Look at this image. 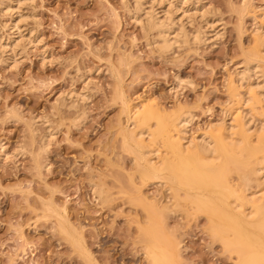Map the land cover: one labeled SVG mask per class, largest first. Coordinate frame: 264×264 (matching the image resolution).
I'll use <instances>...</instances> for the list:
<instances>
[{"label":"rangeland","instance_id":"1","mask_svg":"<svg viewBox=\"0 0 264 264\" xmlns=\"http://www.w3.org/2000/svg\"><path fill=\"white\" fill-rule=\"evenodd\" d=\"M263 13L264 0H0V264H264V242L212 227L173 158L147 168L136 136L151 124L165 149L163 125L130 110L156 99L192 115L191 138L231 122L238 72L264 64ZM251 106L264 116V91ZM255 160L213 181L237 185Z\"/></svg>","mask_w":264,"mask_h":264},{"label":"bare ground","instance_id":"2","mask_svg":"<svg viewBox=\"0 0 264 264\" xmlns=\"http://www.w3.org/2000/svg\"><path fill=\"white\" fill-rule=\"evenodd\" d=\"M8 8L12 9L10 5ZM253 16L254 18L256 17L255 15ZM157 18L155 17L154 20L150 21H155L154 24H152L153 22L151 23L152 25H150V28L158 26L157 29L159 33L162 32L160 33L161 35H159L162 41L160 44H162L161 46L163 48H169L173 45V42L176 41L170 39V28L167 27V25H162L165 24L164 22L158 25L160 22ZM261 19L262 21L254 33H256V38L260 45L258 52H261L260 54L264 56V13L261 15ZM159 26L162 31H160ZM216 35H218V33ZM261 46L263 47L262 49ZM260 58L263 59L262 57ZM234 80H231L233 84L236 83ZM237 80V82H239L238 90H244L238 92L234 89L236 92L233 91L238 97L239 105L235 109L236 113L234 112V114H232L234 116L231 122H223L220 125L208 124L197 138H191L188 134V124L191 122V118L193 119L192 115L185 113L182 115L178 114V116H174V113L170 115L168 111V113H166L163 107L162 109L161 106L159 107V105L154 102L156 99H154V101L151 100V102L144 99L141 101L140 106L135 105V107L133 106V110H130L133 111L132 113L136 117V120L143 122L145 127L151 123L150 121L152 119H157L158 122L161 121L160 124L163 125L161 132L166 143L165 149H162L163 151L151 140V136L154 134L153 130H155L152 128L151 124L148 125L150 127L147 126V131H145L146 129L143 127L145 129H143L144 131H140L139 133L136 132L139 134L136 136L137 139L142 142L139 149H141L140 152H142L143 158L145 159L143 160L146 161L148 165L147 168H149V170L151 169V171L153 170L154 173H157L156 171L159 169V172L163 171L161 167L166 164L168 159L173 158L176 161L174 165H172L174 169L171 170V174H169V172H165V174L168 173L172 175L175 182H177L176 185L179 186L180 184V186H182V188L185 187L184 189H187V191L188 189H191L192 192L195 191V201L201 208L208 212L206 214H209L208 218L211 220L210 222H212V227L219 224L232 227L237 235H242L244 233V235L251 236L254 241L252 239V241L249 240L254 244V242H257L255 239L264 242V116L257 117L254 110L255 107L251 105L253 102L261 99L262 91H264V64L258 61L252 64L249 63V65L246 64L245 68L238 72ZM237 130L242 133L244 140L236 136ZM146 135L150 136L149 140L146 139ZM253 135H258L259 137L257 145H251L245 142V140L250 141ZM161 151L165 152V156L161 155ZM248 154L255 157L256 160L252 165H249L244 172H241V181L239 184L234 185L229 182L227 184H222L218 181H213L216 170L223 162L235 157L243 158ZM165 169L167 170V168ZM153 176L156 177V175ZM189 185H192L193 188ZM204 185L208 188V192L205 190L206 193H202ZM176 188L173 189L175 193L179 191H176ZM171 199H173L172 196L170 197V201ZM260 244L263 245V243Z\"/></svg>","mask_w":264,"mask_h":264}]
</instances>
